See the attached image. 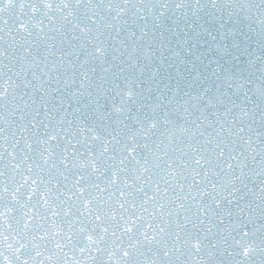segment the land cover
<instances>
[{
	"label": "snow or ice",
	"instance_id": "snow-or-ice-1",
	"mask_svg": "<svg viewBox=\"0 0 264 264\" xmlns=\"http://www.w3.org/2000/svg\"><path fill=\"white\" fill-rule=\"evenodd\" d=\"M0 264H264V0H0Z\"/></svg>",
	"mask_w": 264,
	"mask_h": 264
}]
</instances>
